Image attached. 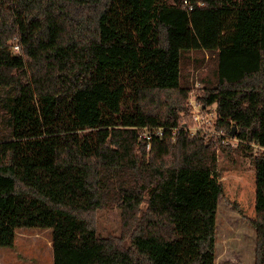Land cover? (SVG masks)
Wrapping results in <instances>:
<instances>
[{
    "label": "trees",
    "instance_id": "1",
    "mask_svg": "<svg viewBox=\"0 0 264 264\" xmlns=\"http://www.w3.org/2000/svg\"><path fill=\"white\" fill-rule=\"evenodd\" d=\"M196 10L207 32L219 13L217 48L174 44ZM203 49L199 99L254 166L264 264V0H0V248L38 228L53 264H216L223 187L179 117ZM114 206L127 242L92 221Z\"/></svg>",
    "mask_w": 264,
    "mask_h": 264
},
{
    "label": "rangeland",
    "instance_id": "2",
    "mask_svg": "<svg viewBox=\"0 0 264 264\" xmlns=\"http://www.w3.org/2000/svg\"><path fill=\"white\" fill-rule=\"evenodd\" d=\"M167 1L172 3V0ZM206 25L207 18L203 10L192 12L186 34L175 35L174 44L191 49L217 48L219 13H214L209 32L206 31ZM16 44L12 48L14 55L20 52ZM204 49L192 50L184 59L185 72L189 70L190 75V92L187 95L188 108L180 113V122L191 133V137L199 139L202 147L201 165L214 169L223 187L216 222V264H256L259 233L256 225L255 170L251 161L237 152L238 139L224 129H218L217 105L207 106L199 99L205 88L201 75L204 72L211 73V59L215 55ZM192 58L195 62H192ZM234 126L238 132L237 125ZM254 148L256 153L264 151L259 147ZM12 186L9 180L0 177V193L10 190ZM3 201L1 198L0 203ZM7 202L12 204L13 198H8ZM91 218L101 237L128 241L129 233L124 225L121 208H102L93 213ZM0 264H53L51 229H19L16 246L0 248Z\"/></svg>",
    "mask_w": 264,
    "mask_h": 264
},
{
    "label": "built area",
    "instance_id": "3",
    "mask_svg": "<svg viewBox=\"0 0 264 264\" xmlns=\"http://www.w3.org/2000/svg\"><path fill=\"white\" fill-rule=\"evenodd\" d=\"M16 49L19 50V47L16 46ZM185 128H186V127H185ZM187 131H188V129H187ZM174 133H175V131H174ZM159 134L162 135V130H159ZM190 134H191V133H190ZM143 136L149 138V135L147 134V131H144V132H143ZM235 140H236V139H235ZM149 147H150V146H149Z\"/></svg>",
    "mask_w": 264,
    "mask_h": 264
},
{
    "label": "water",
    "instance_id": "4",
    "mask_svg": "<svg viewBox=\"0 0 264 264\" xmlns=\"http://www.w3.org/2000/svg\"><path fill=\"white\" fill-rule=\"evenodd\" d=\"M236 134V126L233 127V135Z\"/></svg>",
    "mask_w": 264,
    "mask_h": 264
}]
</instances>
